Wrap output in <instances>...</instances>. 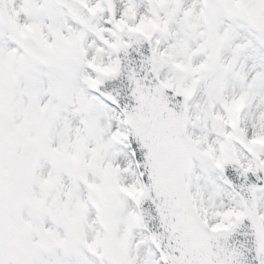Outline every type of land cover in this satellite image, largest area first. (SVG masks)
I'll use <instances>...</instances> for the list:
<instances>
[{
  "label": "snow or ice",
  "instance_id": "6c2138e0",
  "mask_svg": "<svg viewBox=\"0 0 264 264\" xmlns=\"http://www.w3.org/2000/svg\"><path fill=\"white\" fill-rule=\"evenodd\" d=\"M0 264H264V0H0Z\"/></svg>",
  "mask_w": 264,
  "mask_h": 264
}]
</instances>
